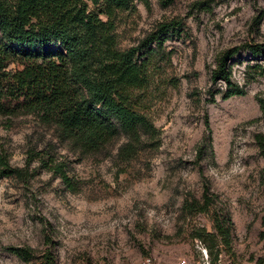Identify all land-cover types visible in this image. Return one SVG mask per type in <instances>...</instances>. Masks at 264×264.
Wrapping results in <instances>:
<instances>
[{
  "label": "rangeland",
  "instance_id": "374dc122",
  "mask_svg": "<svg viewBox=\"0 0 264 264\" xmlns=\"http://www.w3.org/2000/svg\"><path fill=\"white\" fill-rule=\"evenodd\" d=\"M105 2L89 11L107 21ZM114 21L123 51L180 24L142 55L149 83L133 94L157 134L141 143L120 135L86 152L38 115H0V155L25 174L0 177V264H264V156L255 138L264 135V55L241 51L228 63L242 96L226 99L227 84L212 79L223 53L264 43V0H130ZM207 120L211 147L199 158ZM47 163L65 166L75 189ZM201 175L216 199L208 213L190 214L186 201H203Z\"/></svg>",
  "mask_w": 264,
  "mask_h": 264
},
{
  "label": "trees",
  "instance_id": "16d2710c",
  "mask_svg": "<svg viewBox=\"0 0 264 264\" xmlns=\"http://www.w3.org/2000/svg\"><path fill=\"white\" fill-rule=\"evenodd\" d=\"M101 1L0 0V115L20 111L38 115L86 152H96L120 135L138 143L145 135L155 138L154 126L133 108V94L149 83L150 58L142 55L155 53L152 43L160 45L162 35L180 24L161 25L147 40L123 51L114 20L118 11L130 8V0H106L101 14L107 21L89 11V3L100 6ZM241 51L260 57L264 43L234 48L218 58L212 79L227 84L226 99L245 93L233 83L228 66ZM12 64L19 68L9 70ZM206 126L209 135L198 146L199 158L211 147L209 120ZM255 138L264 156V135ZM48 165L69 189H75L65 166ZM24 175L0 155L1 178ZM201 177L203 201L187 200L184 208L190 214L208 213L216 199L207 178ZM226 229L223 223L217 225L222 236ZM12 250L25 262L33 258L30 250ZM46 260L52 264L50 257Z\"/></svg>",
  "mask_w": 264,
  "mask_h": 264
},
{
  "label": "built area",
  "instance_id": "2783aa9c",
  "mask_svg": "<svg viewBox=\"0 0 264 264\" xmlns=\"http://www.w3.org/2000/svg\"><path fill=\"white\" fill-rule=\"evenodd\" d=\"M140 264H161L159 262H157L155 259L153 258H145ZM177 264H191L189 261L187 260H181L180 262H178Z\"/></svg>",
  "mask_w": 264,
  "mask_h": 264
}]
</instances>
